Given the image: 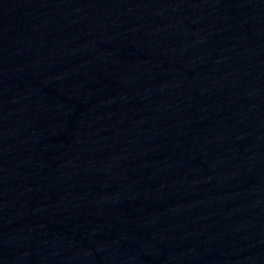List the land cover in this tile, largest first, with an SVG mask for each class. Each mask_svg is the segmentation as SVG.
<instances>
[{
    "label": "water",
    "instance_id": "obj_1",
    "mask_svg": "<svg viewBox=\"0 0 264 264\" xmlns=\"http://www.w3.org/2000/svg\"><path fill=\"white\" fill-rule=\"evenodd\" d=\"M0 264H264V0H0Z\"/></svg>",
    "mask_w": 264,
    "mask_h": 264
}]
</instances>
